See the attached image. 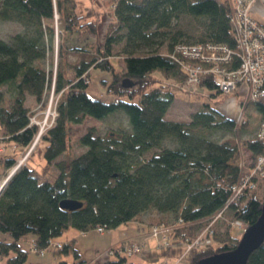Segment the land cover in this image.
I'll list each match as a JSON object with an SVG mask.
<instances>
[{
    "label": "trees",
    "instance_id": "16d2710c",
    "mask_svg": "<svg viewBox=\"0 0 264 264\" xmlns=\"http://www.w3.org/2000/svg\"><path fill=\"white\" fill-rule=\"evenodd\" d=\"M112 6L110 20L99 33L93 10L83 7L81 0H0V21L22 26L7 40L0 39V140L13 147L11 151L27 150L38 134L27 97L43 105L51 84L57 96L56 116L37 141L44 144L46 164L38 172L27 158L0 192V264L25 263L28 251L19 242L27 235L36 249H49L69 227L83 234L97 227L111 230L149 213L153 214L147 217L148 232L153 225L167 227L180 220L167 234L180 247L204 230L207 219L229 199L230 187L252 166H239V149L249 152L252 160L263 152L255 135L237 138L239 130H250L244 117L239 127L209 101L200 102L187 122L166 118L175 98L171 84L186 78L180 64L169 57L174 46L211 43L234 50L226 0H113ZM55 22L53 70L47 63ZM117 46L120 68L113 63ZM238 65L239 59L233 57L227 69ZM92 70L109 74L101 84L110 100L89 95ZM200 87L210 91V99L221 93L210 77L202 78ZM250 103L256 105L261 121L264 103ZM116 115L127 122L116 135L89 127L76 141L84 150L62 158L69 151L72 125L86 116L104 120ZM16 159L14 152L1 154L3 179ZM52 165L58 171L55 179L40 181ZM263 183L264 179L257 181L254 189L231 202L225 217L246 227L254 223L264 200ZM63 200L82 206L69 211L60 207ZM222 221L213 226L211 243L190 254L187 264L236 247L240 237ZM67 248L68 244L53 246V257ZM170 254L174 264L176 256ZM73 255L79 257L75 250ZM103 264L137 263L117 255ZM246 264H264V241Z\"/></svg>",
    "mask_w": 264,
    "mask_h": 264
},
{
    "label": "rangeland",
    "instance_id": "374dc122",
    "mask_svg": "<svg viewBox=\"0 0 264 264\" xmlns=\"http://www.w3.org/2000/svg\"><path fill=\"white\" fill-rule=\"evenodd\" d=\"M259 1V0H258ZM257 2V1H256ZM81 5L83 7L88 8L89 10H93L95 19L97 21V29L99 33L106 26V22L110 19L109 13L112 10V4L109 3L108 0H81ZM92 13V12H91ZM57 16V15H56ZM57 17H55L56 21ZM56 22L54 23L55 35L52 41L51 49L49 50V62L47 63V67L53 70L55 69V65L57 62V30H56ZM22 30V26L18 23L14 22H1L0 21V39L7 40L10 36L18 33ZM120 50V46L115 48L116 56L119 58H113V63L120 68L119 60L121 59L118 56V52ZM164 51L163 48L160 49ZM155 76L157 79H162L161 75L158 72H155ZM109 74L106 72L92 70L90 84L87 89L89 95L96 99H102L104 101L110 100L111 96L105 93V89L101 84V80H108ZM171 87L174 91L175 98L168 109L166 114V118L168 120L178 121V122H187L189 120L190 115L197 110L199 103L203 101H209L216 108L219 105L221 108L229 107L232 104L237 109V114H235V120L237 121V126L241 127V121L243 117L248 121L249 129L239 130V134L237 138L239 140L247 139L254 137L255 132L257 131L260 123V113L257 110V107L254 103H247L246 101V93L239 92L234 94H222L219 93L215 98H208V94L210 91L206 90L203 87H200V84L196 85L195 93H191L189 91H185L181 84L172 83ZM51 89L48 92L47 99L43 103V105H38L35 103L34 99L30 96L27 97L26 106L31 110V124H35L38 126V134L36 135L31 146L21 153L18 149H13V147L8 146V144L2 142L0 140V148H2V153H16L17 156V164L21 162H27L26 159L30 161V165L32 168L36 169L38 172H41V169L46 164L45 160L42 157V150L44 147L43 143L38 144V139L40 134L45 131L53 122L56 113L54 109V103L57 96L53 94ZM213 93V92H211ZM200 96V97H199ZM199 97V98H197ZM231 104V105H230ZM126 118L121 115H116L114 117H109L104 120H96L90 118L88 116L84 117L80 124L72 125L71 132L69 134L70 147L69 151L66 155H64L63 159H68L80 152L84 149L81 148L77 144L78 137L84 133L89 127L97 128L102 134L111 133L112 135H116L118 132L119 126H127ZM1 137V134H0ZM35 142V143H34ZM38 144V146H36ZM7 146V147H5ZM32 147V149H31ZM31 149V150H30ZM240 158L243 161V165H251L252 159L250 158L249 152L244 149H239ZM33 152L31 156L29 154ZM0 153V156L1 154ZM29 156V157H28ZM16 164V165H17ZM15 167V166H14ZM10 172V171H9ZM8 172V173H9ZM0 184L4 179L2 178L5 171L0 167ZM3 174V175H2ZM58 171L52 165L48 168L47 172L39 176V180H47L53 181L57 176ZM262 182V181H261ZM264 188V183H263ZM153 213L145 214L139 216L135 221H130L127 224H122L115 229L104 230L102 233H98L97 231L89 230L85 234L79 232L78 230L69 227L68 230L59 238L52 240L49 244V249H43V253L32 251V242L31 236L27 235L23 239L20 240V245L23 249L28 251L27 258L24 264H57L58 261H66L68 263H73L75 261H85L91 262L96 261L98 264H103L105 261L114 260L116 256H110L108 251L112 249L119 250L124 245L129 244L130 242H134L136 244H141V249L138 253L132 254L127 257L124 255L125 259L132 263L137 264H163L164 262H168L169 264L173 263V257L171 256L169 250L164 249L157 240L152 237L147 228L148 224V216ZM224 222H229V216L227 215ZM222 221V222H223ZM221 222V223H222ZM245 226V225H244ZM231 227V226H230ZM246 227V226H245ZM147 233V234H143ZM230 232L235 237H241L243 231L237 227H231ZM122 241L119 245L118 243ZM57 243L62 245H67V252H61L59 256L53 257L52 255V247ZM116 246V248H110V246ZM57 248V247H55ZM58 249V248H57ZM74 250L78 252L79 257L75 258L73 253ZM108 250V251H106ZM105 256L103 258H98L101 256ZM95 258V259H94ZM189 256L185 257L180 263L187 264V259Z\"/></svg>",
    "mask_w": 264,
    "mask_h": 264
},
{
    "label": "built area",
    "instance_id": "2783aa9c",
    "mask_svg": "<svg viewBox=\"0 0 264 264\" xmlns=\"http://www.w3.org/2000/svg\"><path fill=\"white\" fill-rule=\"evenodd\" d=\"M230 6V24L233 40L235 41L234 50L221 44L201 43V44H177L169 57L180 64L185 72L186 78L182 83L185 91L195 93V86L201 83L202 78L210 77L218 90L223 94H229L236 90L246 93L247 102L264 100V27L254 20L250 13L254 4L258 0H226ZM262 3L264 11V0ZM113 7V6H112ZM264 15V13H263ZM236 57L239 59L238 67L227 69V65ZM264 148V118L261 119L259 127L255 132ZM252 166L244 172L239 180L230 187V197L225 205L207 219L204 230L192 240H184L180 247H175L167 234L180 224V220L175 225L170 226H151L149 234L154 237L161 246L169 252L174 253L176 261L180 262L183 258L199 251L211 243L213 226L225 220L228 205L231 202L239 201L245 191L254 189L257 181L264 179V149L252 161ZM239 166L244 167L242 159ZM231 227L245 230L244 224L240 220H230ZM98 233L104 230L100 227L95 229ZM54 247L60 248L62 244L57 243ZM141 244L130 242L119 250L108 251L110 256L127 257L138 253ZM32 251L43 253V249H36L32 243ZM174 250V251H171ZM163 264H169L164 262Z\"/></svg>",
    "mask_w": 264,
    "mask_h": 264
},
{
    "label": "water",
    "instance_id": "95a60500",
    "mask_svg": "<svg viewBox=\"0 0 264 264\" xmlns=\"http://www.w3.org/2000/svg\"><path fill=\"white\" fill-rule=\"evenodd\" d=\"M55 17H57L55 15ZM124 83L129 81L124 80ZM38 139V136L36 140ZM35 143V142H34ZM32 149V147H31ZM30 149V150H31ZM21 165V162L13 167L7 177L0 184V192L7 180L13 175L16 169ZM60 207L69 211L75 210L82 206L81 202L71 200H63L60 202ZM264 241V200L260 208V215L257 220L247 226L243 231L236 247L230 251L216 253L205 258H201L196 264H246L250 254L255 251Z\"/></svg>",
    "mask_w": 264,
    "mask_h": 264
},
{
    "label": "crops",
    "instance_id": "0c3cea01",
    "mask_svg": "<svg viewBox=\"0 0 264 264\" xmlns=\"http://www.w3.org/2000/svg\"><path fill=\"white\" fill-rule=\"evenodd\" d=\"M109 1V3L111 2V4H112V2H113V0H108ZM263 13H264V11H263V6H262V3H261V1H257L255 4H254V7L252 8V10H251V13H250V15H251V17L254 19V20H256L261 26H263L264 27V15H263ZM109 20L110 19H108L107 20V22H109ZM106 22V23H107ZM263 103H264V100L262 101ZM231 105V104H230ZM170 108V107H169ZM220 112H222L225 116H227V117H229V118H232V119H234L235 118V114H237V109H236V107L234 106V104H232L231 106H227V107H224V108H221L219 105H217V107H216ZM167 112H168V110H167ZM167 114V113H166ZM0 153H2V148H0ZM148 230V229H147ZM143 234H147V233H144V232H142ZM122 241H120L119 243H118V245L121 243ZM117 247V245L116 246H110V248H116ZM107 251V250H106ZM103 257H105L104 255L101 257H99L98 258V260H100V258H103ZM124 257V256H123ZM125 258V257H124ZM95 259V258H94ZM97 261V260H96ZM127 261V260H126ZM127 262H129V261H127Z\"/></svg>",
    "mask_w": 264,
    "mask_h": 264
}]
</instances>
